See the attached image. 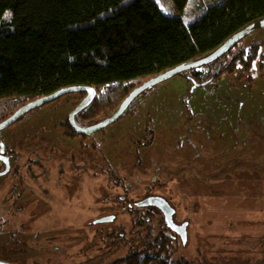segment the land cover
Returning <instances> with one entry per match:
<instances>
[{
  "label": "rangeland",
  "instance_id": "rangeland-1",
  "mask_svg": "<svg viewBox=\"0 0 264 264\" xmlns=\"http://www.w3.org/2000/svg\"><path fill=\"white\" fill-rule=\"evenodd\" d=\"M156 2L163 13L181 15L172 0ZM261 36L254 32L239 50ZM260 68L255 66L252 81L224 73L198 88L174 77L82 145L62 135L63 122L82 102L73 95L1 131L0 145L16 164L0 175V264H114L165 230L154 213L129 206L156 193L176 209L174 223L187 225L185 241L165 232L173 239V260L264 264ZM205 70L210 72L198 71ZM10 113L0 106V124ZM148 131L152 144L140 147ZM172 167L182 171L166 170ZM124 196L130 203H120ZM106 215L115 222L94 225ZM132 218L146 223L135 227Z\"/></svg>",
  "mask_w": 264,
  "mask_h": 264
},
{
  "label": "trees",
  "instance_id": "trees-1",
  "mask_svg": "<svg viewBox=\"0 0 264 264\" xmlns=\"http://www.w3.org/2000/svg\"><path fill=\"white\" fill-rule=\"evenodd\" d=\"M172 1L180 16L163 13L156 0H0V106L13 112L61 90L88 87L96 97L76 120L98 124L143 82L213 52L264 19V0ZM231 63L205 81L234 72L252 81L259 50L234 52ZM160 220L165 230L153 243L114 264H190L172 259L173 239Z\"/></svg>",
  "mask_w": 264,
  "mask_h": 264
},
{
  "label": "water",
  "instance_id": "water-1",
  "mask_svg": "<svg viewBox=\"0 0 264 264\" xmlns=\"http://www.w3.org/2000/svg\"><path fill=\"white\" fill-rule=\"evenodd\" d=\"M260 30H264V19L246 27L245 29H243L242 31L234 35L232 38H230L228 41H226L224 44H222L220 47H218L216 50H214L213 52L199 59H196L192 62H188L178 67H175L173 69L167 70L166 72H163L147 80L146 82L138 86L136 89H134L127 96V98L121 103V105L118 107V109L115 112H113L108 118H106L104 121H102L101 123L97 125H94L88 128H80L75 123V117L81 112H83L84 110H86L94 101L96 97L95 90L93 88H88V87H72V88L61 90L51 96H48V97H45V98L30 102L24 105L9 119H7L5 122L0 124V132L16 124L23 116L32 112L33 110H36L48 104L54 103L68 95H73L77 93H85L86 97L79 104L76 110L70 115L69 121L71 125L73 126L74 130L79 135L91 136L93 134L103 131L104 129L118 123L123 117V115L126 113L128 108L131 106V104L138 97H140L147 91L153 89L154 87L174 77L181 76L183 74L196 71V70H199L201 68H204V67L210 66L211 64L216 63L222 57H224L228 52L234 49L239 43H241L245 38L250 36L252 33L256 31H260ZM151 206L158 207L165 214L166 225L168 226V228L172 230L173 232L178 233L180 237L183 239V241H185L187 225L183 224L181 227H179V226H176V224H174L173 222L174 211L170 207V205L161 198H148L144 200L143 202H140L137 204V207L139 208H145V207H151ZM113 222H115V217L113 216L105 217L95 222L94 225L109 224Z\"/></svg>",
  "mask_w": 264,
  "mask_h": 264
},
{
  "label": "flooded vegetation",
  "instance_id": "flooded-vegetation-1",
  "mask_svg": "<svg viewBox=\"0 0 264 264\" xmlns=\"http://www.w3.org/2000/svg\"><path fill=\"white\" fill-rule=\"evenodd\" d=\"M257 32V31H256ZM260 32L262 33V36L261 37H259V39H258V42L256 43V44H254V45H252V46H249V47H247V49H250V48H252V47H254V48H257L258 50H259V56H260V64H261V70H262V74L264 73V30H260ZM253 34V33H252ZM251 34V35H252ZM250 35V36H251ZM248 38V37H247ZM239 46H240V43L234 48V49H232L230 52H228L224 57H222L219 61H217L216 63H214V66L212 67V68H208L209 66H207V67H204V68H206V69H208V71L210 70V72H208V73H206L207 71L205 70V72H202V73H200L198 70H196V71H192V72H189V73H186V74H183L182 76H184L183 78L184 79H186L188 82H190L192 85H193V87H195V88H198L199 87V85H202V84H207L208 83V81H205V77L206 76H209L210 74H212V73H214V72H216V70L217 69H219L218 68V66H221V68L222 67H224V68H226L224 65L226 64V63H233V60H234V52H237V51H240L239 50ZM244 50V49H243ZM243 50H241V51H243ZM231 63V64H232ZM211 65H213V64H211ZM210 65V66H211ZM203 69V68H202ZM217 75L219 74V72H217L216 73ZM212 75H214V74H212ZM211 75V76H212ZM219 76V75H218ZM196 78V79H195ZM215 81V80H214ZM213 81H211V83H212ZM211 83H208V84H211ZM86 97V96H85ZM84 97V98H85ZM84 98H80L81 99V101H83V99ZM52 104V103H51ZM48 105H50V104H48ZM48 105H46V106H48ZM24 106V105H23ZM23 106H21V107H18L16 110H14L13 112L11 111V113L9 114L10 116L7 118V119H9L12 115H14L20 108H22ZM79 106V104L77 105V107ZM43 107H45V106H43ZM8 110V109H7ZM76 110V109H75ZM74 110V111H75ZM73 111V112H74ZM85 111V110H84ZM72 112V113H73ZM71 113V114H72ZM81 113H83V112H81ZM80 113V114H81ZM70 114V115H71ZM80 114H78L76 117H75V123H76V125L78 126V127H80V128H88V127H91V126H94V125H97V124H94V125H91V126H85V125H83V124H81V123H79L77 120H76V118L80 115ZM27 115V114H26ZM25 116H23L18 122H21L22 121V119L24 118ZM70 117V116H69ZM6 119V120H7ZM5 120V121H6ZM4 121V122H5ZM17 122V123H18ZM3 123V122H2ZM1 123V124H2ZM16 123V124H17ZM101 123V122H100ZM99 124V123H98ZM15 125V124H14ZM14 125H12V126H14ZM61 129L63 130V133H62V135L65 137V138H67V139H69V140H71V141H79V145H82V141H83V139H85V138H89V137H91V136H93V135H95V134H93V135H91V136H81V135H79L75 130H74V128H73V126L71 125V123H70V121H69V118L68 119H66L65 120V122H63V124H62V126H61ZM100 132H102V131H100ZM99 133V132H98ZM97 134V133H96ZM74 135H75V137H74ZM146 135H147V137L145 138V139H142L141 141L139 140L138 141V145H140V147H145V146H151V144H152V141H153V134H152V132L151 131H148L147 133H146ZM81 139V140H80ZM149 139V140H148ZM75 142V143H76ZM79 148H80V146H79ZM15 162V163H14ZM14 163V165L16 164V156H14L13 155V153H11V151L10 150H8V149H6L5 147H3V145H0V175L2 174V173H4V172H6V171H8V173L11 171V168L13 167L12 166V164ZM80 169H82V170H87V169H89L87 166H82ZM173 170V172H176V170H178L179 172L180 171H182V167H172V168H166V170L167 171H170V170ZM61 170H62V172H63V174L65 173L66 174V172H65V170H64V168L63 167H61ZM178 172V173H179ZM48 175L51 173V172H49V171H47L46 172ZM177 173V172H176ZM113 174V173H112ZM212 175V174H211ZM155 181H156V179H153V184L155 183ZM122 197V196H121ZM164 196L163 195H160V194H151V195H149V196H147V198H145V199H143V200H140V201H135V202H133V204L132 205H129L130 206V208L131 209H133L134 211L136 210V209H147V210H149L150 212H152V213H154L155 214V218L156 219H158V218H163L164 219V221H165V223H166V216H165V214L158 208V207H155V206H151V207H145V208H139V207H137V204L138 203H140V202H143L144 200H146V199H148V198H161V199H163L164 201H166L169 205H170V207L173 209V211H174V214H173V222H174V219L176 218V214H177V211H176V209L171 205V203H170V201H168V199H166V198H163ZM125 198V197H124ZM119 198V200L122 202V203H126L127 202V198ZM128 206V207H129ZM114 217V215H106L105 217ZM115 220H116V218H115ZM175 224V223H174ZM183 224H181V225H176V226H179V227H181ZM168 227V226H167ZM170 230V229H169ZM173 234H175V235H177L178 237H180V235L178 234V233H175V232H173L172 230H170Z\"/></svg>",
  "mask_w": 264,
  "mask_h": 264
}]
</instances>
